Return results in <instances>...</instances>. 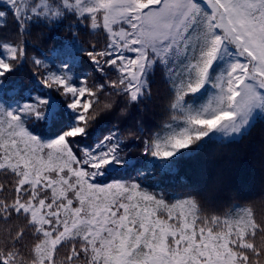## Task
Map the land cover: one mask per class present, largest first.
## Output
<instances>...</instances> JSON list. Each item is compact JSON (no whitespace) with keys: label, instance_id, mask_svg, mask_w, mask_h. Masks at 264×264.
I'll return each mask as SVG.
<instances>
[{"label":"snow or ice","instance_id":"obj_1","mask_svg":"<svg viewBox=\"0 0 264 264\" xmlns=\"http://www.w3.org/2000/svg\"><path fill=\"white\" fill-rule=\"evenodd\" d=\"M0 4V28L9 14L16 25L12 35L0 33V176L11 178L0 183V264L264 262L257 202L222 219L196 195L172 202L144 186L213 142L241 138L248 114L264 106V0ZM69 19L102 32L104 44L85 47L74 34L77 47L66 43L64 58L52 62L40 47L48 33L33 37V27L50 32ZM188 57L191 75L176 86L171 107L227 63L213 82L217 95L198 112L173 116L179 123L163 135L142 138L128 122L151 90L147 77ZM25 70L26 91L19 83ZM109 118L112 127L100 130ZM45 127L51 136L40 133ZM135 148L148 169L118 178L134 165Z\"/></svg>","mask_w":264,"mask_h":264},{"label":"trees","instance_id":"obj_2","mask_svg":"<svg viewBox=\"0 0 264 264\" xmlns=\"http://www.w3.org/2000/svg\"><path fill=\"white\" fill-rule=\"evenodd\" d=\"M2 7L0 4V8ZM3 22L6 27L0 28V33L12 35L16 25L11 14L5 17ZM39 30L48 33V39L40 45L42 54L55 63L64 58L62 48L66 43L71 44L74 49L77 47L73 41L74 34L78 33V41L85 47L89 43L102 47L105 40L102 32L92 34L83 26H77L71 19L65 20L50 32L47 29L33 27V37ZM190 59L191 57L182 59L178 65H173L174 71L166 72L157 68L147 77L151 90L141 96L133 109L132 119L128 122L129 126L136 125L142 129L140 133L142 138L163 135L170 124L179 123L173 120V116L183 117L187 113L198 112L217 95L213 82L217 73L227 70V63L220 67L214 66L216 70L210 77V82L199 92L190 94L180 108L171 107L176 86L191 75L186 71ZM78 68L81 72L91 71L87 64L78 65ZM19 83L25 91L32 85L27 70L20 74ZM113 122V118L105 120L100 125V130L112 127ZM40 133L46 137L53 134L47 127L41 128ZM129 156L133 159L134 165L131 167L126 165L124 170L119 172L118 178L135 179L138 169L140 171L148 169V162L141 155L139 148L130 150ZM175 167L177 169L175 173L161 174L157 170L155 178L145 180L144 186L150 192L162 194L172 202L196 195L207 213L220 215L222 219L226 214L234 215L241 207L255 201L257 219L264 220V201L261 199L264 198V107L241 138L229 139L224 143L213 142L193 156L178 160ZM10 179L0 176V183L7 185ZM217 186L218 190L213 191Z\"/></svg>","mask_w":264,"mask_h":264},{"label":"rangeland","instance_id":"obj_3","mask_svg":"<svg viewBox=\"0 0 264 264\" xmlns=\"http://www.w3.org/2000/svg\"><path fill=\"white\" fill-rule=\"evenodd\" d=\"M264 106L259 107L258 109H254L252 112H250L247 116V123L244 124V130L241 133V136L248 131V129L251 127V125L255 122L258 115L261 113ZM238 139V138H236Z\"/></svg>","mask_w":264,"mask_h":264},{"label":"clouds","instance_id":"obj_4","mask_svg":"<svg viewBox=\"0 0 264 264\" xmlns=\"http://www.w3.org/2000/svg\"><path fill=\"white\" fill-rule=\"evenodd\" d=\"M261 245L264 246V237L261 238ZM253 264H255V260L253 261ZM264 264V262H262Z\"/></svg>","mask_w":264,"mask_h":264}]
</instances>
